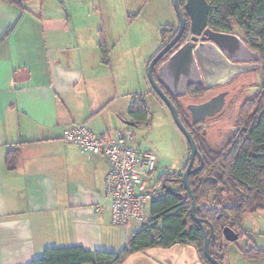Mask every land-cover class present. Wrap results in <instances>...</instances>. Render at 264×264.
Returning a JSON list of instances; mask_svg holds the SVG:
<instances>
[{
  "label": "crops",
  "instance_id": "0c3cea01",
  "mask_svg": "<svg viewBox=\"0 0 264 264\" xmlns=\"http://www.w3.org/2000/svg\"><path fill=\"white\" fill-rule=\"evenodd\" d=\"M66 1L27 0L17 9L0 0V264H29L48 246L118 251L140 226L111 222L106 157H86L63 141L62 131L83 123L94 134L120 132L136 145L142 124H127H136L134 96L144 97L148 111L150 100L163 104L147 78L160 45L153 36L136 41L138 31L128 28L142 16L141 6L83 12ZM9 149H17L11 168ZM176 246L172 258L167 252ZM189 246L148 249L123 264H204Z\"/></svg>",
  "mask_w": 264,
  "mask_h": 264
},
{
  "label": "trees",
  "instance_id": "16d2710c",
  "mask_svg": "<svg viewBox=\"0 0 264 264\" xmlns=\"http://www.w3.org/2000/svg\"><path fill=\"white\" fill-rule=\"evenodd\" d=\"M22 9L27 0H2ZM208 25L219 32H233L246 46L259 55L260 89L238 106L236 130L225 144L217 148L203 142L199 152L203 165L188 177L195 215L204 228L212 226L216 239L209 246L211 255L220 263L227 254V241L222 231L232 229L239 238L246 212L264 210V0H206ZM9 30V29H8ZM103 57L105 50H102ZM179 118L185 124L179 105L172 99ZM131 117L137 125L150 117L143 96H134ZM203 141V140H202ZM17 149L6 152V165L11 168ZM197 162L198 167L200 162ZM185 169V168H184ZM181 172H165L157 180L164 194L152 201L148 218L127 239L119 251L86 250L82 246H48L29 264H123L131 255L152 248L167 249L176 244L192 245L204 264L202 228L190 217L191 197L182 182ZM195 169V168H193ZM226 195V197H225ZM207 230V229H206ZM238 240V239H237ZM245 260L258 261L264 252L255 247L240 251Z\"/></svg>",
  "mask_w": 264,
  "mask_h": 264
},
{
  "label": "water",
  "instance_id": "95a60500",
  "mask_svg": "<svg viewBox=\"0 0 264 264\" xmlns=\"http://www.w3.org/2000/svg\"><path fill=\"white\" fill-rule=\"evenodd\" d=\"M173 5L180 21V34L184 19L178 6V0H173ZM186 9L192 20L190 32L193 39L196 40L198 37H201L206 42L185 43L157 66L160 59L173 47L177 36L151 58L147 66V78L152 91L169 110L174 125L189 146L190 152L186 168L182 173V182L192 200L190 217L203 230V255L210 264H222L209 251L210 244L216 239L214 229L210 226L209 233H207L203 223L195 215V204L188 177L191 172L201 168L203 162L194 138L182 124L172 99L185 95L189 86L199 85L202 82L207 87L224 84L239 74L257 68L258 52L251 51L236 34L215 32L209 28H205L208 14L206 0H187ZM162 29L163 27L158 32L159 39ZM219 108L218 106H210L208 103L201 105L191 104L188 106L193 123L202 121L206 116H211ZM127 124L138 126L129 122ZM196 157L201 163L193 169ZM222 235L227 241H237L238 239V235L230 228H225L222 231Z\"/></svg>",
  "mask_w": 264,
  "mask_h": 264
},
{
  "label": "rangeland",
  "instance_id": "374dc122",
  "mask_svg": "<svg viewBox=\"0 0 264 264\" xmlns=\"http://www.w3.org/2000/svg\"><path fill=\"white\" fill-rule=\"evenodd\" d=\"M67 0L66 6H72L78 10H99L122 8L128 5V9L141 6L143 13L137 22L129 25L131 31L137 30L135 34L136 41L147 42L150 36L155 37L160 45L158 32L164 25H173L176 22V16L173 11L171 0ZM69 2V3H68ZM132 6V7H131ZM123 26H127L125 20L121 21ZM175 25V24H174ZM137 35V36H136ZM127 41L129 37L126 38ZM128 42H125L127 45ZM128 63V62H127ZM126 63V66H127ZM260 68L245 73L229 84L228 89L236 86L234 95L225 105L222 112L211 119L208 123V140L212 141L213 147H219L223 141L228 140L232 133L236 130V119L238 115V106L247 98H251L260 89ZM187 99V98H185ZM158 101V102H157ZM149 101L150 120L142 124L135 130L136 138L135 149L149 150L155 157V168L151 178L157 182L160 176L165 172H177L181 169L183 158L187 157V150L182 143L180 137L182 134L175 129L174 124H170L169 115L166 113L163 104H159V100ZM162 105V106H160ZM184 113V112H183ZM185 114V113H184ZM175 129V130H174ZM177 131V132H176ZM184 139V138H183ZM185 142V139H184ZM221 142V143H219ZM226 197V195H225ZM207 233L209 229L206 228ZM238 240L233 244L227 245V254L222 259V264H264V258L258 261L245 260L241 256L240 251H244L250 247H255L264 252V210L255 212H246L242 218L241 230ZM194 251L192 246H189ZM180 246H176L167 252L168 255L175 257L178 255ZM119 251V249H117ZM155 251H161V248H154ZM176 254V255H175ZM168 256V258L170 257ZM188 256L184 254L183 259L188 260ZM158 262L162 257L155 256ZM126 264H131V260ZM135 264H142L137 262ZM146 264V263H144ZM152 264V263H151ZM153 264H158L153 262Z\"/></svg>",
  "mask_w": 264,
  "mask_h": 264
},
{
  "label": "built area",
  "instance_id": "2783aa9c",
  "mask_svg": "<svg viewBox=\"0 0 264 264\" xmlns=\"http://www.w3.org/2000/svg\"><path fill=\"white\" fill-rule=\"evenodd\" d=\"M62 139L77 146L86 157L96 154L106 157L108 171L103 188L111 201L114 225L147 220L150 203L164 194L162 185L151 178L155 168L152 153L139 152L120 132L113 137L107 133L94 134L83 123L64 128Z\"/></svg>",
  "mask_w": 264,
  "mask_h": 264
},
{
  "label": "flooded vegetation",
  "instance_id": "af4514ba",
  "mask_svg": "<svg viewBox=\"0 0 264 264\" xmlns=\"http://www.w3.org/2000/svg\"><path fill=\"white\" fill-rule=\"evenodd\" d=\"M171 1H172L173 11H174L175 16H176V22L174 23L175 25L174 24L173 25H168V24L164 25L163 29L160 31V39H159L160 47H159L158 51H160L166 44L171 42L174 38H176L177 36L178 37H177V40H176L175 44L173 45V47L170 50H168V52L160 59L157 66L162 61H164L173 51H175L178 47L182 46L185 43L206 42V40L201 39V37H198L196 40L193 39V36L190 32L192 20H191L190 15L188 14L187 9H186L187 0H178V6H179V9L181 11L182 17L184 19V24H183L182 30L179 34L180 21L176 15L174 5H173V0H171ZM207 16H208V14H207ZM205 28H209L212 31L219 32L217 30L212 29L208 25V22H206ZM230 33L235 34L233 32H230ZM237 36L240 38L239 35H237ZM235 63H237V62H235ZM250 63H253V62H250ZM256 63L258 64V67L255 69H258L259 68V55H258V60L256 61ZM251 71L252 70H250L248 72H251ZM248 72H246V73H248ZM243 74H245V73L237 75L236 77L232 78L229 82H226L224 84L215 85L212 87H207L204 82H202L199 85L189 86L187 88V92L185 95L178 97V98H173L175 100V102L179 105L180 111H182V113L183 112L185 113V114L184 113L182 114L183 119L185 121V124L188 126V128H190L191 132L194 134V136L198 140V144H196V142H195L198 151H199V146L203 147V142L210 145L211 148H214L212 141L210 139L208 140V129H207L208 126L207 125L211 119H213L215 116L219 115L222 112L225 105L228 104L229 100L234 95V92L236 91V86H232L230 89H228L229 84H231L235 79H237L238 77H240ZM185 98H187V99H185ZM205 103L210 104V106H213V107L218 106L220 108L218 111H216L211 116H206L202 121L193 123L192 122V115L188 109V106L191 104H197V105L200 104L201 105V104H205ZM226 142H227V140L223 141L222 144H225ZM219 143H221V142H219ZM186 145H187V157H186V160H185V163H184L182 170L184 168H186L188 157H189V152H190L189 146L187 143H186ZM197 160H198V162H200V160L196 157L194 160L193 168H195L197 166V162H196Z\"/></svg>",
  "mask_w": 264,
  "mask_h": 264
}]
</instances>
